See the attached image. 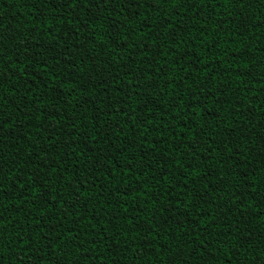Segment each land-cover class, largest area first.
Segmentation results:
<instances>
[{"label": "trees", "instance_id": "16d2710c", "mask_svg": "<svg viewBox=\"0 0 264 264\" xmlns=\"http://www.w3.org/2000/svg\"><path fill=\"white\" fill-rule=\"evenodd\" d=\"M76 2L0 0V264H264V0Z\"/></svg>", "mask_w": 264, "mask_h": 264}, {"label": "snow or ice", "instance_id": "6c2138e0", "mask_svg": "<svg viewBox=\"0 0 264 264\" xmlns=\"http://www.w3.org/2000/svg\"><path fill=\"white\" fill-rule=\"evenodd\" d=\"M101 2V0H88V4L89 5H92V6H99V3ZM106 2V0H105ZM161 2H164V0H161ZM61 3H62V6H66V7H69V8H74L77 6V2L76 0H61ZM189 108H191V105L189 106ZM0 171H2V169H0ZM35 187V185H34ZM38 195H40V197L42 199H44V194L43 192L39 193ZM73 207L75 205H72ZM56 264H60V261H56Z\"/></svg>", "mask_w": 264, "mask_h": 264}]
</instances>
